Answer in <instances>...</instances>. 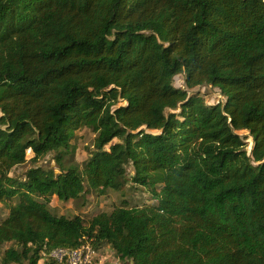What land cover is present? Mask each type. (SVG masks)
Instances as JSON below:
<instances>
[{
    "label": "trees",
    "instance_id": "1",
    "mask_svg": "<svg viewBox=\"0 0 264 264\" xmlns=\"http://www.w3.org/2000/svg\"><path fill=\"white\" fill-rule=\"evenodd\" d=\"M83 128L82 170L65 156ZM130 164L157 205L51 211L121 190ZM0 203V264L86 242L128 264H264V0H0Z\"/></svg>",
    "mask_w": 264,
    "mask_h": 264
},
{
    "label": "rangeland",
    "instance_id": "2",
    "mask_svg": "<svg viewBox=\"0 0 264 264\" xmlns=\"http://www.w3.org/2000/svg\"><path fill=\"white\" fill-rule=\"evenodd\" d=\"M174 86L177 88L187 89L185 84V75H178L174 79ZM191 94L199 93L209 106L216 105L218 103H224L225 97L221 94L220 90L212 86H204L196 88L190 91ZM247 143V150L250 152L253 149L254 141L249 132H238ZM97 134L90 128H83L76 132L75 138L72 141L73 153L65 156L66 162H74L82 170L84 165L88 162L92 153L95 152V140ZM119 142L118 140L114 143ZM109 147H107L108 149ZM53 154H49L43 157L37 164H34L31 160L33 155L29 156L28 161L25 164L16 166L10 173V177L16 180H24L27 172L33 167L42 166L44 169L49 170L56 168V162L54 161ZM128 170V183L119 191L107 190L104 195H98V193L90 192L86 196V201L79 200L78 202H59L53 201L51 203V211L57 216H65L73 218L80 216L87 224L93 217L101 213H111L114 209L123 205L129 207H145L157 205V201L154 199L150 189L144 188L139 185H135L129 179L133 175V167L130 164ZM160 189L161 186H158ZM11 203H0V223L9 215V206ZM10 245H5L3 248H8ZM95 264H128L120 261L112 248L108 245H103L98 249L95 256ZM43 264V262L41 263Z\"/></svg>",
    "mask_w": 264,
    "mask_h": 264
},
{
    "label": "built area",
    "instance_id": "3",
    "mask_svg": "<svg viewBox=\"0 0 264 264\" xmlns=\"http://www.w3.org/2000/svg\"><path fill=\"white\" fill-rule=\"evenodd\" d=\"M97 251L92 244L86 242L78 248H57L49 257L58 263L67 264H95Z\"/></svg>",
    "mask_w": 264,
    "mask_h": 264
}]
</instances>
